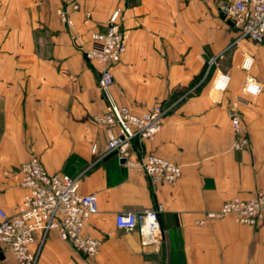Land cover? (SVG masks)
<instances>
[{"label":"crops","instance_id":"1","mask_svg":"<svg viewBox=\"0 0 264 264\" xmlns=\"http://www.w3.org/2000/svg\"><path fill=\"white\" fill-rule=\"evenodd\" d=\"M216 1L78 0L68 26L57 15L66 0H0V209L17 214L19 168L33 157L49 173L81 175L79 192L97 198L85 227L100 242L97 255H83L52 232L37 264H264V219L254 227L232 216L198 224L226 200L264 189V42L234 44L236 30ZM116 8L127 49L111 69L110 93L134 114L172 106L157 136L135 145V155L181 166L172 185L152 189L143 174L106 154L116 129L94 121L106 101L97 87L100 66L85 51ZM244 53L253 57L250 74L262 90L241 100ZM219 73L229 76L224 93L213 88ZM229 104L242 114L247 150L233 149ZM159 208L160 241L144 244L137 230L115 226L118 213ZM0 264L18 263L0 249Z\"/></svg>","mask_w":264,"mask_h":264},{"label":"built area","instance_id":"2","mask_svg":"<svg viewBox=\"0 0 264 264\" xmlns=\"http://www.w3.org/2000/svg\"><path fill=\"white\" fill-rule=\"evenodd\" d=\"M218 14L236 30L234 44L247 40L255 44L264 42V0H219L215 2ZM79 10L78 0H66L57 10L63 23L71 26L70 12ZM121 9H114L108 17L104 32L90 34L85 58L100 66L97 87L106 101L105 113L95 117L98 125L115 128L116 135L109 136L106 154H115L124 160L126 167L143 174L152 189L172 185L182 175L181 166L153 153L135 155V145L153 140L160 132L171 107L155 105L142 114H134L127 107L118 105L111 96L114 83L112 67L121 61L127 49V35L121 27ZM253 57L243 54L241 69L246 74L241 88V100L254 98L262 90L260 83L251 76ZM229 76L219 73L214 81L215 91L227 90ZM227 114L235 135L233 149L249 148L248 134L241 112L234 105L227 106ZM96 147H92L95 153ZM19 187L23 191L16 215L9 216L0 209V249L10 252L18 264H37L48 235L55 232L58 238L69 243L87 257H95L100 242L85 232L88 220L97 214L95 194L79 192L81 175L70 176L61 172L49 173L36 157L19 168ZM159 210L122 212L115 215L118 229L137 230L144 244L161 240ZM232 216L241 225L257 226L264 219V189L249 199L226 200L221 208L209 212L198 224Z\"/></svg>","mask_w":264,"mask_h":264},{"label":"rangeland","instance_id":"3","mask_svg":"<svg viewBox=\"0 0 264 264\" xmlns=\"http://www.w3.org/2000/svg\"><path fill=\"white\" fill-rule=\"evenodd\" d=\"M196 91H197L196 88H194L193 90L192 89L189 90L187 93H185V94L182 95V97H183L182 100L185 99L186 97L192 95V94H196Z\"/></svg>","mask_w":264,"mask_h":264},{"label":"water","instance_id":"4","mask_svg":"<svg viewBox=\"0 0 264 264\" xmlns=\"http://www.w3.org/2000/svg\"><path fill=\"white\" fill-rule=\"evenodd\" d=\"M221 17L224 19V16H223V15H221ZM229 23H230V22H229ZM230 24H231V23H230ZM121 161H122V162H124V160H123V159H121Z\"/></svg>","mask_w":264,"mask_h":264},{"label":"trees","instance_id":"5","mask_svg":"<svg viewBox=\"0 0 264 264\" xmlns=\"http://www.w3.org/2000/svg\"><path fill=\"white\" fill-rule=\"evenodd\" d=\"M196 89L198 90V87H197ZM180 253H181V255H182V252H179V255H180Z\"/></svg>","mask_w":264,"mask_h":264}]
</instances>
